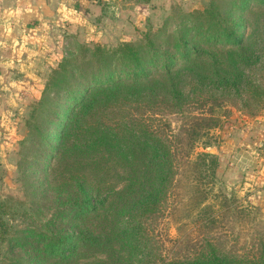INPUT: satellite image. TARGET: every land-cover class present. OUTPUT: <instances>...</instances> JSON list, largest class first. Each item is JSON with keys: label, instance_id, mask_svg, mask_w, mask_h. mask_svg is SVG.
Returning <instances> with one entry per match:
<instances>
[{"label": "trees", "instance_id": "1", "mask_svg": "<svg viewBox=\"0 0 264 264\" xmlns=\"http://www.w3.org/2000/svg\"><path fill=\"white\" fill-rule=\"evenodd\" d=\"M253 2L264 7V0H209L201 10L181 15L171 34L163 28L152 33L137 27L145 32L139 44L123 40L111 50L81 45L60 61L50 81L43 80L40 87L43 100L50 97L47 112L53 117L48 124L43 118L36 124L27 146L21 141L25 154L17 169L29 159L34 169L21 181L23 200L0 201V264L18 209L42 202L56 206L58 219L67 218L66 230L58 237L27 240L29 254L22 264H143L139 219L154 214L166 197L175 175L171 150L153 132L128 134L119 126L94 121L95 116L123 94L181 110L185 87L222 96L255 89L250 73L261 61L264 39L256 25L249 32L245 26ZM73 145L88 151L84 170L90 176H77L75 165L81 163L76 159L66 169L67 177L56 178L53 165ZM203 157L218 168L216 155ZM112 175L123 181L120 188L109 183ZM99 250L105 259L94 257ZM81 257L93 260L77 262ZM162 264H264V245L253 258L223 255L208 246L193 260Z\"/></svg>", "mask_w": 264, "mask_h": 264}, {"label": "rangeland", "instance_id": "2", "mask_svg": "<svg viewBox=\"0 0 264 264\" xmlns=\"http://www.w3.org/2000/svg\"><path fill=\"white\" fill-rule=\"evenodd\" d=\"M208 1L200 0L187 10L183 1L175 2L170 10L165 11L166 14L151 17V20L143 24V28L152 33L163 28L166 34H171L181 15L201 10ZM263 12L264 7L253 2L250 11L244 16L247 32L256 25L259 33L263 34L262 39ZM165 22L168 24L164 25ZM243 31H246L245 27ZM136 32L131 42L139 44L145 32ZM117 45L100 46L111 50ZM201 48L205 49L206 46ZM74 49L75 47L72 48ZM183 63L184 61L181 62L182 65ZM58 64L42 71L44 83L50 81L52 71L58 68ZM250 75V82L255 89L240 92L239 96H222L202 90L203 88L193 91L190 87H185L186 102L181 110H175L162 103L151 106V100L147 103L123 94L125 97L117 100V104L99 110L95 116L94 121L112 127L119 126L128 134V130L136 136L144 133L151 135L153 132L171 150L175 175L166 197L154 214H147L139 219L142 229L139 258L143 264L193 260L207 252L208 246L223 255L253 258L264 245V212L250 204L245 193L236 184L232 185L224 179L222 170L212 163V159L203 157L205 153L215 155L216 148L236 128L264 116V49L261 61L253 67ZM44 98L45 94L41 95V89L38 88L32 98L22 103L18 117L14 119L16 143L9 156H0L2 202L23 200L21 190L25 188L21 187V181L23 176L32 174L34 169L30 165L31 159L23 169H17L25 154L21 141L27 146L29 132L34 130L36 124L42 118L47 120V124L52 119L53 116L47 112L49 104L46 103L50 97L47 95L45 100ZM89 158L86 149L76 145L68 147L58 163L53 165L56 178L67 177L65 171L76 159L81 163L79 166L75 165L79 172L77 176L84 178L88 174L84 170V164ZM118 174L126 176L122 172ZM112 176L109 183L120 188L123 181L117 182L120 178ZM55 207L52 203L42 202L32 208L18 209L19 216L14 223L11 241L4 247L2 264H15L17 260L22 264L29 254L25 246L27 240H33V237L39 235L58 237L63 232L62 228L66 230L64 220L67 218L58 219L59 212ZM94 257L105 259L106 255L99 250ZM92 260L81 257L77 262Z\"/></svg>", "mask_w": 264, "mask_h": 264}, {"label": "crops", "instance_id": "3", "mask_svg": "<svg viewBox=\"0 0 264 264\" xmlns=\"http://www.w3.org/2000/svg\"><path fill=\"white\" fill-rule=\"evenodd\" d=\"M181 1L187 10L200 0H0V156L14 148V119L41 89L43 70L73 47L132 41L137 27ZM214 152L224 179L264 212V116L236 128Z\"/></svg>", "mask_w": 264, "mask_h": 264}]
</instances>
